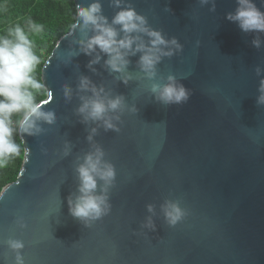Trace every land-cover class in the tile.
Wrapping results in <instances>:
<instances>
[{
  "label": "water",
  "instance_id": "1",
  "mask_svg": "<svg viewBox=\"0 0 264 264\" xmlns=\"http://www.w3.org/2000/svg\"><path fill=\"white\" fill-rule=\"evenodd\" d=\"M101 2L111 20L118 9ZM129 2L182 50L161 60L154 80L138 67L139 54L130 56L125 84L103 67L107 57L95 73L87 67L92 57L80 52L79 28L58 40L41 69L53 94L44 107L57 118L41 123L40 134L19 137L30 155L0 193V264H14L9 238L23 240L25 264H264V104L257 103L264 33H245L226 19L236 0ZM254 2L264 11V0ZM81 75L124 98V111L109 114L120 116L118 130L82 122L79 97L91 93L77 91ZM170 75L189 90L185 102L164 104L151 91ZM65 84L73 89L67 102ZM93 144L115 179L108 213L85 223L70 215L68 198L79 194L76 167ZM172 204L182 212L175 224L166 215Z\"/></svg>",
  "mask_w": 264,
  "mask_h": 264
},
{
  "label": "clouds",
  "instance_id": "2",
  "mask_svg": "<svg viewBox=\"0 0 264 264\" xmlns=\"http://www.w3.org/2000/svg\"><path fill=\"white\" fill-rule=\"evenodd\" d=\"M201 4H207L209 0H200ZM237 8L234 13H228L226 19L238 24L241 31L264 33V11L257 7L254 0H236ZM110 6L118 9L111 20L103 14L101 0L83 6L74 3L72 22L68 33L77 28L84 38L79 41L80 52L92 57L87 67L96 72L94 65L99 64L103 57V67L111 73L119 74L123 83L131 79L127 72L130 64L129 57L139 54L137 65L147 79L154 80L157 75L156 66L164 57H171L176 51L182 50V45L177 38L167 39L161 30L153 28L145 15L136 11L129 0H110ZM214 11V3L213 8ZM27 31L19 22L8 26L0 34V168L6 167L9 162L21 158L27 163L30 149L23 147L14 138L24 135L35 136L43 129L41 123L53 124L56 121V113L53 109H46L44 105L52 101L51 90H46V85L38 77V69L47 63V57L37 53L31 35H37L44 31V25L36 22L31 17L26 21ZM88 33H91L89 35ZM257 48L261 46V40L252 41ZM257 67L256 74H261ZM168 83H152L151 91L156 94L159 101L164 104L182 103L189 97V90L182 84H178L174 76H168ZM260 95L258 104H264V78L258 85ZM64 98L71 101L73 89L70 85L62 86ZM77 91L91 93L81 95V103L76 113L83 117V121L102 122L105 130H118L113 120H119V115L110 113L123 112L125 109L124 98L120 95L111 96L103 86H97L89 77L81 75L77 84ZM46 96L47 99H37ZM135 109H133L134 111ZM16 116L15 122L13 116ZM15 123V127L13 126ZM97 129L92 128L87 137L93 140ZM94 151L85 154L83 162L76 167L79 186L78 195L73 200L68 198L69 213L74 218L88 223L99 219L109 211L107 192L115 179L114 166L104 159V151L93 144ZM70 146L65 145L64 155H68ZM23 171L21 172L22 175ZM103 182L99 187L98 182ZM152 211V206L148 205ZM166 215L171 224L180 220L182 212L174 204L166 209ZM18 227L25 224L21 219L17 221ZM152 227L149 218L148 225ZM7 248L14 253V264H25L21 250L25 247L23 240L9 238L6 241ZM7 261V256L5 257Z\"/></svg>",
  "mask_w": 264,
  "mask_h": 264
},
{
  "label": "trees",
  "instance_id": "3",
  "mask_svg": "<svg viewBox=\"0 0 264 264\" xmlns=\"http://www.w3.org/2000/svg\"><path fill=\"white\" fill-rule=\"evenodd\" d=\"M74 11L73 0H0V34L17 22L26 26V19L31 17L38 23L44 25V31L37 35H31L35 49L38 54L49 57L58 40L68 34L69 25L72 22ZM38 69V77L41 78V69ZM45 99L46 96L37 97ZM16 116H13L15 122ZM15 127V123L13 125ZM18 143V136L14 135ZM23 160L16 158L9 164L0 168V193L7 185L15 182L20 172Z\"/></svg>",
  "mask_w": 264,
  "mask_h": 264
}]
</instances>
